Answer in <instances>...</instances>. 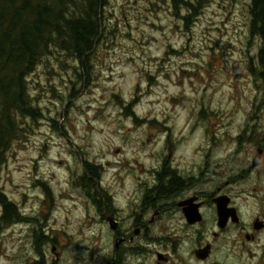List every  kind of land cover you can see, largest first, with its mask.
Wrapping results in <instances>:
<instances>
[{
  "label": "rangeland",
  "instance_id": "obj_1",
  "mask_svg": "<svg viewBox=\"0 0 264 264\" xmlns=\"http://www.w3.org/2000/svg\"><path fill=\"white\" fill-rule=\"evenodd\" d=\"M251 5L107 0L88 67L60 50L44 58L28 78L39 115L24 121L0 170V192L23 218L1 231L0 264L113 263L104 208L111 198L128 226L137 190L164 167L233 185L245 221L263 215L264 44L251 33ZM86 163L101 169L99 198L82 184ZM234 239L243 242L226 235L231 260L254 264ZM140 245L124 246L118 264H141L127 254Z\"/></svg>",
  "mask_w": 264,
  "mask_h": 264
},
{
  "label": "flooded vegetation",
  "instance_id": "obj_2",
  "mask_svg": "<svg viewBox=\"0 0 264 264\" xmlns=\"http://www.w3.org/2000/svg\"><path fill=\"white\" fill-rule=\"evenodd\" d=\"M202 172L185 176L179 169L164 167L157 173L156 185H141L137 190L138 213L128 219V226L110 198L103 217L115 240L111 264H118L125 254L124 246L133 245L136 239H141V245L127 254L141 255V264H146L151 255L155 264H241L226 253L229 233H237L243 240L231 241L232 250L256 260L254 264H264V213L246 222L233 185H206ZM98 191H102L100 185ZM98 204H102L100 200ZM110 220L116 229H112ZM246 244L256 245L261 252H254Z\"/></svg>",
  "mask_w": 264,
  "mask_h": 264
},
{
  "label": "trees",
  "instance_id": "obj_3",
  "mask_svg": "<svg viewBox=\"0 0 264 264\" xmlns=\"http://www.w3.org/2000/svg\"><path fill=\"white\" fill-rule=\"evenodd\" d=\"M106 5L107 0H0V170L7 153L21 137L24 121L39 115L28 78L53 49L88 67L89 57L103 39ZM250 14L251 33L264 44V0H252ZM259 63L257 76L264 86V46ZM100 170L86 163L81 178L82 184L93 191L94 198L103 193L98 191ZM0 204L1 234L23 218L17 206L1 192Z\"/></svg>",
  "mask_w": 264,
  "mask_h": 264
},
{
  "label": "water",
  "instance_id": "obj_4",
  "mask_svg": "<svg viewBox=\"0 0 264 264\" xmlns=\"http://www.w3.org/2000/svg\"><path fill=\"white\" fill-rule=\"evenodd\" d=\"M261 156H262V153H261V151H259L258 155H257V157H256V159L254 160V163H253L254 167L258 165V163H259V161L261 159ZM110 223H111L112 229H116V224L112 220H110Z\"/></svg>",
  "mask_w": 264,
  "mask_h": 264
}]
</instances>
